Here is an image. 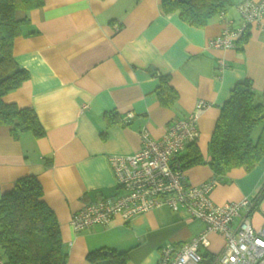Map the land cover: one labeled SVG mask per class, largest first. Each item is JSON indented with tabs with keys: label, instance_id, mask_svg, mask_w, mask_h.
I'll list each match as a JSON object with an SVG mask.
<instances>
[{
	"label": "crops",
	"instance_id": "obj_1",
	"mask_svg": "<svg viewBox=\"0 0 264 264\" xmlns=\"http://www.w3.org/2000/svg\"><path fill=\"white\" fill-rule=\"evenodd\" d=\"M238 1L203 28L163 14L161 0H44L27 14L16 12L17 19L27 17L28 22L12 53L29 80L3 101L32 108L44 135L36 138L25 131L13 138L10 128L0 125V195L22 177L37 179L58 220L68 264H89L88 252L100 247L125 253L127 264H157L162 246L190 241L203 229L200 220L166 206L128 222L115 216L105 227L78 233L69 223L84 205L121 194L111 156L138 151L142 128L160 138L199 100L209 103L200 114L195 143L203 161L183 170L187 182L214 179L210 198L216 204L248 198L252 207L242 217L247 215L255 228L262 226L264 158L251 170L238 167L221 176L207 163L220 107L232 88L249 81L255 103L264 104L263 32L251 26L232 48L209 45L225 28L241 26ZM160 77L169 78L177 95L171 106H164L157 94ZM128 113L133 117L126 123ZM210 242L206 250L214 257L223 237L212 234Z\"/></svg>",
	"mask_w": 264,
	"mask_h": 264
},
{
	"label": "trees",
	"instance_id": "obj_2",
	"mask_svg": "<svg viewBox=\"0 0 264 264\" xmlns=\"http://www.w3.org/2000/svg\"><path fill=\"white\" fill-rule=\"evenodd\" d=\"M235 2L161 0L160 7L165 15L176 14L184 24L203 28ZM43 5L44 0H0V125L9 127L13 138L25 131L36 138L44 135L32 108H18L3 101L6 94L29 80V73L15 62L12 53L21 26L28 22L27 17L17 19L16 12L27 14ZM156 91L164 106H171L177 99L168 77H160ZM195 143L187 146L184 156L176 158L182 170L203 161ZM208 150L207 163L219 176L238 167L251 170L264 158V104L255 103L249 81L237 83L220 107ZM42 197V188L34 176L16 180L9 191L1 193L0 258L4 264H68L58 220ZM86 260L89 264H127L125 253L108 247L88 252Z\"/></svg>",
	"mask_w": 264,
	"mask_h": 264
},
{
	"label": "built area",
	"instance_id": "obj_3",
	"mask_svg": "<svg viewBox=\"0 0 264 264\" xmlns=\"http://www.w3.org/2000/svg\"><path fill=\"white\" fill-rule=\"evenodd\" d=\"M237 9L241 26L235 30L225 28L210 41L212 48L234 47L235 41L251 26L264 34V0H239ZM224 66L220 61V67ZM208 106L209 103L199 100L192 113L171 122L158 139L142 128L138 151L111 156L109 163L121 194L88 203L73 212L69 222L72 230L78 233L95 225L105 227L115 216L128 222L154 208L166 206L173 212L183 210L191 218L200 220L203 229L190 241L162 246L157 264H264V221L260 228H255L247 215L242 217L249 213L252 202L244 198L238 202L214 203L210 193L215 180L190 185L176 162L177 156L198 140V120ZM132 117V113L126 114L124 122ZM236 219L239 220L233 224ZM212 234L223 237V246L210 262H205L199 250L210 247ZM0 264H4L1 258Z\"/></svg>",
	"mask_w": 264,
	"mask_h": 264
},
{
	"label": "rangeland",
	"instance_id": "obj_4",
	"mask_svg": "<svg viewBox=\"0 0 264 264\" xmlns=\"http://www.w3.org/2000/svg\"><path fill=\"white\" fill-rule=\"evenodd\" d=\"M200 254H202L204 256V260L205 262H210L212 259V256L208 253V250L206 249H200L199 250Z\"/></svg>",
	"mask_w": 264,
	"mask_h": 264
}]
</instances>
